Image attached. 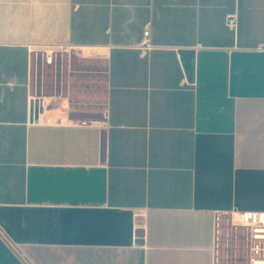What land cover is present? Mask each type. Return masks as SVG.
<instances>
[{
  "label": "crops",
  "instance_id": "0c3cea01",
  "mask_svg": "<svg viewBox=\"0 0 264 264\" xmlns=\"http://www.w3.org/2000/svg\"><path fill=\"white\" fill-rule=\"evenodd\" d=\"M235 213H264V0H0V264H219Z\"/></svg>",
  "mask_w": 264,
  "mask_h": 264
},
{
  "label": "rangeland",
  "instance_id": "374dc122",
  "mask_svg": "<svg viewBox=\"0 0 264 264\" xmlns=\"http://www.w3.org/2000/svg\"><path fill=\"white\" fill-rule=\"evenodd\" d=\"M65 54L69 55V52ZM256 242L253 244L248 228L233 226L230 220L218 239V263L252 264L251 259L254 255L257 261L255 264H264V239ZM256 244L257 248L253 250L252 247Z\"/></svg>",
  "mask_w": 264,
  "mask_h": 264
},
{
  "label": "built area",
  "instance_id": "2783aa9c",
  "mask_svg": "<svg viewBox=\"0 0 264 264\" xmlns=\"http://www.w3.org/2000/svg\"><path fill=\"white\" fill-rule=\"evenodd\" d=\"M227 25L229 28L236 31L238 28V16L236 14L230 15L227 19ZM138 47L144 53L156 48L151 41L150 26L145 29L143 39ZM70 49V46H59L57 48L48 47L42 51L44 53L45 60L48 63H52L56 54L70 52ZM231 221L233 226L246 227L250 230L253 244L257 243L256 240L264 239V213H235L232 215ZM256 248L257 244L252 247L253 250ZM251 262L252 264L257 263L254 258L251 259Z\"/></svg>",
  "mask_w": 264,
  "mask_h": 264
},
{
  "label": "water",
  "instance_id": "95a60500",
  "mask_svg": "<svg viewBox=\"0 0 264 264\" xmlns=\"http://www.w3.org/2000/svg\"><path fill=\"white\" fill-rule=\"evenodd\" d=\"M37 113H38L37 104L33 103V119H34V117L37 116Z\"/></svg>",
  "mask_w": 264,
  "mask_h": 264
}]
</instances>
